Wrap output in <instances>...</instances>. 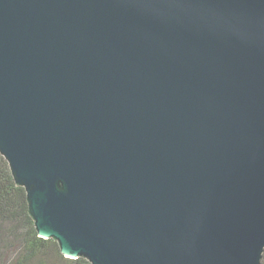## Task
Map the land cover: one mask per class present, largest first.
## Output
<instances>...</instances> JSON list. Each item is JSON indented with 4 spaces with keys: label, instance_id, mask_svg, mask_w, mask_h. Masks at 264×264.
<instances>
[{
    "label": "water",
    "instance_id": "obj_1",
    "mask_svg": "<svg viewBox=\"0 0 264 264\" xmlns=\"http://www.w3.org/2000/svg\"><path fill=\"white\" fill-rule=\"evenodd\" d=\"M0 153L67 258L263 264L264 0H0Z\"/></svg>",
    "mask_w": 264,
    "mask_h": 264
},
{
    "label": "trees",
    "instance_id": "obj_2",
    "mask_svg": "<svg viewBox=\"0 0 264 264\" xmlns=\"http://www.w3.org/2000/svg\"><path fill=\"white\" fill-rule=\"evenodd\" d=\"M0 264H91L83 257H65L55 240L38 235L29 215L25 189L15 183L1 153Z\"/></svg>",
    "mask_w": 264,
    "mask_h": 264
}]
</instances>
